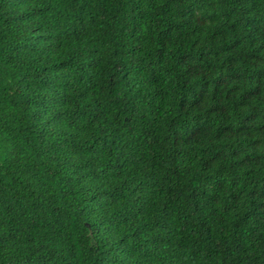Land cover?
<instances>
[{"label":"trees","instance_id":"obj_1","mask_svg":"<svg viewBox=\"0 0 264 264\" xmlns=\"http://www.w3.org/2000/svg\"><path fill=\"white\" fill-rule=\"evenodd\" d=\"M0 264H264V0H0Z\"/></svg>","mask_w":264,"mask_h":264}]
</instances>
